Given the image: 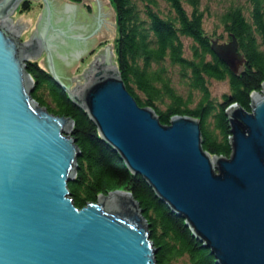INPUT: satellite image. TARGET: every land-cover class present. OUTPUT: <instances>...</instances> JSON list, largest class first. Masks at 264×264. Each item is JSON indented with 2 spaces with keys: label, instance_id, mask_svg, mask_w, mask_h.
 Returning <instances> with one entry per match:
<instances>
[{
  "label": "water",
  "instance_id": "obj_1",
  "mask_svg": "<svg viewBox=\"0 0 264 264\" xmlns=\"http://www.w3.org/2000/svg\"><path fill=\"white\" fill-rule=\"evenodd\" d=\"M21 1L0 0V264H157L149 223L131 192L116 189L75 205L68 186L81 155L75 121L32 96L31 59L88 113L125 165L184 218L217 264H264V82L251 94V110L238 103L226 109L232 152L212 155L203 147L200 119L175 114L162 123L127 89L114 62L109 3L90 9L102 13L96 39L105 43L85 76L91 58L59 74L60 41L79 37L55 16L86 9L41 0L36 27L22 40L3 22ZM78 13L68 20H94ZM213 48L235 72L246 62L235 41L216 40Z\"/></svg>",
  "mask_w": 264,
  "mask_h": 264
},
{
  "label": "trees",
  "instance_id": "obj_2",
  "mask_svg": "<svg viewBox=\"0 0 264 264\" xmlns=\"http://www.w3.org/2000/svg\"><path fill=\"white\" fill-rule=\"evenodd\" d=\"M82 3L84 0H67ZM116 13L114 62L127 89L142 106L155 109L162 123L175 114L200 119L203 147L230 156L226 109L238 103L251 110V94L264 82V0H225L217 13L221 34L206 28L202 0H109ZM19 9H31L23 0ZM235 41L245 58L238 72L218 55L215 41ZM35 82L32 96L49 111L71 116L81 150L76 178L69 181L76 206L116 189L131 192L143 208L157 264H217L210 249L193 235L185 220L161 200L139 173H133L100 135L88 113L51 77L37 59L27 62ZM213 80H226L229 91L213 96Z\"/></svg>",
  "mask_w": 264,
  "mask_h": 264
},
{
  "label": "flooded vegetation",
  "instance_id": "obj_3",
  "mask_svg": "<svg viewBox=\"0 0 264 264\" xmlns=\"http://www.w3.org/2000/svg\"><path fill=\"white\" fill-rule=\"evenodd\" d=\"M33 1L34 0H29L31 8L33 6ZM38 2L42 4L41 0H38ZM85 7L89 8L90 5L86 4ZM42 10H43V4H42ZM78 12H81V14L83 13L84 15H86L87 18L89 17L88 16L89 14L91 17L92 16L94 17V20L92 22H87V24L86 23L78 24L72 21L74 16H76V13ZM55 17L59 23L64 24V26H61L63 29L69 28L70 35L79 37V39H73V40L72 39L68 40L67 38L66 39L63 38L60 41V45L63 50L61 51V54H58V57H55V62L59 74L62 71V69H64V67L78 69L81 67L83 63H86V60L88 58H91V60L88 63L89 66L85 75L87 76L88 71L91 68L92 62L97 58V56L104 53L101 50L104 47L103 43H105V40L100 39L97 41L96 39V35L100 29L99 26L101 25V21H102L101 19L102 13L97 12V14L95 15L93 10L89 9L82 11L78 8V10L74 14H71L69 12L64 16L57 15ZM69 18L72 20L69 21L68 20Z\"/></svg>",
  "mask_w": 264,
  "mask_h": 264
},
{
  "label": "rangeland",
  "instance_id": "obj_4",
  "mask_svg": "<svg viewBox=\"0 0 264 264\" xmlns=\"http://www.w3.org/2000/svg\"><path fill=\"white\" fill-rule=\"evenodd\" d=\"M102 2L109 3L113 7V5L110 3L109 0H84V2L79 4V6L83 7L86 10H89L96 8ZM224 3H226L225 0H202V8H204L205 10L206 28L211 31L215 29L219 34L224 32V28L221 25H219V21L217 20V13H219ZM19 4L14 9L13 13L10 14V17L13 23L21 27L19 33L21 39L24 40L32 34V32L36 27L41 3H39L38 0H34L32 8L28 11L20 10ZM86 4H89L90 7L86 8L85 7ZM114 15H115V33L117 34L115 9H114ZM210 88L213 96L216 97L217 99H221L222 96L229 91V84L226 80L223 81L213 80L210 84ZM177 264H185V261L181 259L179 262H177Z\"/></svg>",
  "mask_w": 264,
  "mask_h": 264
},
{
  "label": "bare ground",
  "instance_id": "obj_5",
  "mask_svg": "<svg viewBox=\"0 0 264 264\" xmlns=\"http://www.w3.org/2000/svg\"><path fill=\"white\" fill-rule=\"evenodd\" d=\"M3 22L6 23L9 26L10 29H12V30H14L16 32L20 31L21 27L19 25L15 24V23H13V21L9 18L8 15H6L4 17Z\"/></svg>",
  "mask_w": 264,
  "mask_h": 264
}]
</instances>
